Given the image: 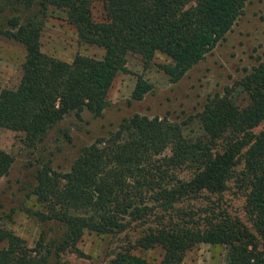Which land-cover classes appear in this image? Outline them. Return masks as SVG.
<instances>
[{
  "label": "trees",
  "instance_id": "1",
  "mask_svg": "<svg viewBox=\"0 0 264 264\" xmlns=\"http://www.w3.org/2000/svg\"><path fill=\"white\" fill-rule=\"evenodd\" d=\"M248 1L101 0L102 16L96 18L95 0H0V19L7 9L12 13L0 35L26 53L16 86L0 92V131L22 133L35 147L71 113L102 117L116 77L133 56L145 69L158 55L166 57L171 63L162 70L179 82L225 39ZM22 10L29 12L24 22ZM50 10L64 12L79 42L103 49L104 57L77 55L66 62L44 53ZM152 89L140 76L132 99L142 101ZM196 121L198 129L189 131L194 121L136 114L83 148L69 172L50 164L38 169L28 194L37 206L33 216L58 232L47 243L44 233L31 249L0 224V264H52V258L79 252L86 233L110 236L132 223L143 229L135 240L125 237L109 264H153L138 254L152 250L161 251L159 264H182L202 244L224 246V264H264V130L253 134L264 121V61L210 98ZM13 163L0 149V181ZM184 168L192 170L187 178L179 175ZM231 180L251 226L218 211L216 203L204 216L184 206L222 196Z\"/></svg>",
  "mask_w": 264,
  "mask_h": 264
},
{
  "label": "rangeland",
  "instance_id": "2",
  "mask_svg": "<svg viewBox=\"0 0 264 264\" xmlns=\"http://www.w3.org/2000/svg\"><path fill=\"white\" fill-rule=\"evenodd\" d=\"M102 12L101 0H95L96 18L101 17ZM11 14L7 9L2 15L1 28L8 29L6 19ZM20 15L24 22L29 12L22 10ZM48 15L41 37L44 53L66 62H72L77 55L96 59L104 57L103 49L79 42L76 29L68 23L64 12L50 10ZM25 56L22 45L0 35V92L5 87L16 86ZM262 61L264 0H249L225 39L179 82L172 83L162 70L161 65L171 63L166 57L158 55L153 65L145 69L140 59L133 56L129 59L127 70L116 77L107 97L108 107L102 117L96 118L88 112L80 116L71 113L35 147L26 144L24 134L2 129L0 149L11 154L14 163L9 175L0 181V224L25 240L31 249L38 246L44 233L47 243L58 232V227L40 223L33 216L37 210L35 200L28 197L35 185L38 169L50 164L55 171L69 172L83 148L99 138L108 137L125 118L136 114L149 118H168L181 123L194 121L188 130L196 131V117L207 101L216 95H223L226 87H233ZM140 76L151 83L153 89L138 102L132 99V93ZM263 130L264 121L254 129L253 134L258 135ZM241 167L242 160L237 171ZM181 171L179 175L182 178L189 177L192 172L189 168ZM244 202L234 180H231L222 196L206 195L188 201L184 206L204 216V211L211 207V203H216L218 211L229 213L251 226L243 209ZM142 229L132 223L126 231L110 236L86 233L78 244L79 252H66L52 258V264H109L126 244L125 237L135 240ZM138 254L153 264H159L162 258L160 250ZM226 255L224 246L202 244L187 252L182 264H224Z\"/></svg>",
  "mask_w": 264,
  "mask_h": 264
}]
</instances>
